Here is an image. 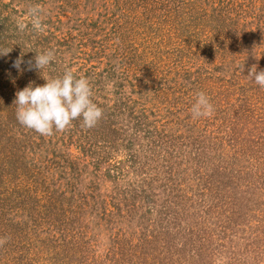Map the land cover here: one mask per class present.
Here are the masks:
<instances>
[{
  "label": "rangeland",
  "instance_id": "obj_1",
  "mask_svg": "<svg viewBox=\"0 0 264 264\" xmlns=\"http://www.w3.org/2000/svg\"><path fill=\"white\" fill-rule=\"evenodd\" d=\"M0 50V264H264V0H0ZM68 69L99 122L22 126L16 93Z\"/></svg>",
  "mask_w": 264,
  "mask_h": 264
},
{
  "label": "clouds",
  "instance_id": "obj_2",
  "mask_svg": "<svg viewBox=\"0 0 264 264\" xmlns=\"http://www.w3.org/2000/svg\"><path fill=\"white\" fill-rule=\"evenodd\" d=\"M26 15L32 30L37 33L46 30L47 25L43 22L45 12L40 5L30 7ZM26 27L23 22L18 24L21 31ZM8 52L0 50V55ZM54 58V50L36 52L34 64L32 61L28 62V70L35 68L42 72L50 66ZM23 62L22 57L18 58L14 62V67L20 69ZM248 77L264 88V70L258 71L256 66H252ZM44 80L46 83L43 85H34L30 82L16 93L14 100L16 119L22 126L42 136H51L55 132L65 131L74 120H81V126L84 128H92L102 118L103 109L93 101L92 85L86 76L77 78L72 70L68 69L63 75ZM190 111L194 119L209 117L214 112V105L210 97L200 91L196 93Z\"/></svg>",
  "mask_w": 264,
  "mask_h": 264
}]
</instances>
